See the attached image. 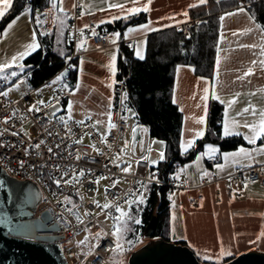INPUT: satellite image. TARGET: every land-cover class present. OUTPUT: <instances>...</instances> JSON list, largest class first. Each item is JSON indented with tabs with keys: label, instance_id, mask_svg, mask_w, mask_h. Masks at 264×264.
Here are the masks:
<instances>
[{
	"label": "crops",
	"instance_id": "crops-1",
	"mask_svg": "<svg viewBox=\"0 0 264 264\" xmlns=\"http://www.w3.org/2000/svg\"><path fill=\"white\" fill-rule=\"evenodd\" d=\"M112 4H123L124 9L109 7ZM207 4L208 0H205V3H200V0H152L151 4H148V0H135V2L134 0H63L62 3L61 0H56L53 7L35 17L37 20L43 17V25L48 28H40L45 33L51 30L57 10L66 16L69 23L77 8L80 11L76 19L80 38L76 46L77 80L74 88L68 90L64 85L67 70L60 73L63 75L61 85L68 93L67 104L62 110L77 120L91 119L97 132L101 136L106 135L112 120L114 88L118 83L117 65L123 41L133 40L134 46L130 49L135 58L141 59L137 55L139 51L144 59L149 35L166 29L193 25L202 17L208 7ZM145 6L149 7V11L141 10L135 13L128 11L132 8L143 9ZM228 13L236 14L230 16ZM142 14L147 17L145 22L130 26L123 31H109L111 37L108 46L98 48L93 44L94 29L100 30L104 27L107 30L109 24L126 21ZM113 17L118 18L113 19ZM221 17L224 19L221 20ZM2 19L0 18V22ZM36 24L32 13L25 12L15 18L0 37L5 39L13 35L17 40L15 45L22 46V52H30L27 45L33 43L35 34V43L38 45L35 52L40 47ZM145 25L148 27H143ZM257 25L264 28L253 18L249 7L238 6L221 12L220 35L223 39L219 42L217 59L219 64H216L213 78L196 75L192 66L179 65L175 71L172 99L183 115L181 152H189L205 137L211 99L220 103L224 101L221 103L224 106L223 136H240L245 141L244 145L227 152H221L217 145H207L193 161L181 168L176 177L181 188L171 193L169 237L177 244L185 243L194 251L198 259L205 263L223 264L252 249L264 251V238L260 237V233L264 232V187L250 182L231 185L218 182L201 187L203 179L211 180L215 175L227 176L239 169L258 167L264 174V139L257 140L254 144L250 143L246 137L250 136L251 132L249 128L243 126L245 121L251 123L253 119L258 120L259 117L254 118L250 114L237 115L249 103L257 108H264V91H262L264 67L259 63L260 60H264V56L260 55L261 45H264V32ZM245 30L249 31L245 32ZM116 33L120 34L118 38ZM242 45H256V47H242ZM113 56L116 57L115 72L110 67ZM27 57L28 55L22 59ZM253 61L257 63L253 64ZM249 68L252 69L253 74L238 79ZM206 87L209 89L208 99L203 100ZM39 89L41 87L34 89V92ZM236 93H239L237 103L230 108L227 102L232 100ZM216 96H219V99H216ZM69 105H71L70 112ZM201 118L203 123L198 122ZM225 123H228L231 130L229 135H224ZM128 129L129 125L125 138ZM201 131L203 135L198 136L197 133ZM190 141L191 146H189ZM123 143L129 149L126 157L133 160L127 162L134 163L137 159L147 160L145 157L158 155L155 147L150 148L149 151V145H156V142ZM139 145L142 146L141 149ZM213 148L216 149L215 152L211 151ZM241 148L245 149L244 153H240ZM126 157L123 158L124 161ZM210 160L214 161L213 165L208 164ZM198 196L202 198L198 199ZM222 248L230 251L231 255L221 257ZM205 255L211 256L212 259H204Z\"/></svg>",
	"mask_w": 264,
	"mask_h": 264
},
{
	"label": "built area",
	"instance_id": "built-area-1",
	"mask_svg": "<svg viewBox=\"0 0 264 264\" xmlns=\"http://www.w3.org/2000/svg\"><path fill=\"white\" fill-rule=\"evenodd\" d=\"M252 3V0H239L240 7H249ZM79 14L77 8L68 26V41L73 50L71 60L77 57L76 46L80 38L76 19ZM93 32L92 42L96 47L109 45V30L94 29ZM123 44L129 48L134 46L133 40L123 41ZM114 95L110 125L115 127L109 125L106 135L101 136L91 119L77 120L63 110L59 114L51 113L52 107L66 106L68 93L64 90L54 91L50 101L40 106L39 111H29L28 105L35 102L31 94L13 101L0 92V165L12 177L30 180L40 188L42 197L33 217L41 218V213L49 212L52 219L48 225L56 222L59 230L44 233L47 236L64 234V238L56 239L54 243L59 244L70 264L85 259L89 264H122L111 261L116 250L117 227H105L101 218L116 219L117 208L136 195L146 196L148 185L171 191L181 188L175 176L165 177L146 159H137L134 164L127 161L117 164L129 153L123 141L132 111L125 108L128 94L122 83L116 84ZM84 138H88L87 143L83 142ZM208 164L213 165L214 161L210 160ZM129 166L130 169L124 171ZM81 171L83 176L79 175ZM102 176L108 178L109 186L105 191L112 202L107 209L88 201L94 197L96 181ZM218 182L227 185L250 182L264 187V174L258 167L239 169L227 176L203 179L201 187ZM85 232L101 233L89 256L77 246L78 238Z\"/></svg>",
	"mask_w": 264,
	"mask_h": 264
},
{
	"label": "trees",
	"instance_id": "trees-1",
	"mask_svg": "<svg viewBox=\"0 0 264 264\" xmlns=\"http://www.w3.org/2000/svg\"><path fill=\"white\" fill-rule=\"evenodd\" d=\"M55 1L14 0L12 8L0 22V35L18 16L30 11L35 19L36 15H42L53 7ZM252 1L249 11L264 27V3L261 0ZM207 5L202 17L193 25L166 29L149 35L144 59L135 58L132 50L124 44L121 47L117 82L124 85L128 94L125 108L134 112L138 123L149 127L152 138L165 142L164 157L153 167L160 169L165 177H177L181 168L193 161L207 145H217L221 152H227L245 144L240 136H223L224 106L211 99L205 137L187 153H182L180 149L183 115L172 99L176 68L179 65L192 66L196 75L213 78L221 39L220 13L238 7L239 2L208 0ZM146 19V15L142 14L126 21H116L109 24L107 30L123 31L145 22ZM68 25L66 16L58 10L48 33L43 32L39 25H35L40 47L23 61L26 68L24 75L33 89L42 87L65 70L67 73L64 85L68 90L74 88L78 59L71 60L73 50L68 41ZM104 29L100 28L101 31ZM171 193L166 187L148 185L146 196H143L144 202L140 203V196L131 205L128 210L129 229L121 238L128 242L126 258L133 251L135 243L145 237L146 226L154 216L157 217L154 238L170 241ZM115 241L117 249L120 240Z\"/></svg>",
	"mask_w": 264,
	"mask_h": 264
},
{
	"label": "water",
	"instance_id": "water-1",
	"mask_svg": "<svg viewBox=\"0 0 264 264\" xmlns=\"http://www.w3.org/2000/svg\"><path fill=\"white\" fill-rule=\"evenodd\" d=\"M40 188L30 180L12 177L0 165V264H70L56 239L62 235L42 236L58 231L47 210L41 218L33 211L41 201ZM157 217L154 216L144 231L150 243L134 251L128 264H210L202 262L187 245L154 238ZM223 264H264V251L252 249Z\"/></svg>",
	"mask_w": 264,
	"mask_h": 264
},
{
	"label": "rangeland",
	"instance_id": "rangeland-1",
	"mask_svg": "<svg viewBox=\"0 0 264 264\" xmlns=\"http://www.w3.org/2000/svg\"><path fill=\"white\" fill-rule=\"evenodd\" d=\"M35 21L37 22V24L40 22L38 24L40 27H43L45 29L48 28L46 27L45 24L43 25V22H44L43 17H40L39 20L35 18ZM52 24H54V22ZM16 42H17L16 37L14 38L13 35L5 39L0 37V64L10 62L13 56H17L18 55L17 53L22 52L21 51L22 46L18 45L17 47L15 45ZM33 52L34 50H30L28 56ZM24 60L25 58L20 59V60L18 59L12 67L7 68L5 69L4 72L0 73V92L7 93V95L5 96L13 101H18L26 97L27 95L31 94V98L35 102L33 104H29L28 105L29 108H33L34 105L36 108H40L41 105L48 103V101L50 100V95H52L55 90H62V91L64 90L63 85H61V78L63 77V75L60 74L57 78L55 79L53 78L51 81L43 85L41 89L34 92V89L30 86L28 82L27 76L24 75V69H26L23 63ZM12 72H16L17 75L12 76L11 75ZM41 101L43 103H40ZM61 110H62V107L60 106L52 107L51 113L59 114ZM131 114H132V117L128 118L129 129H128L127 138H125L123 142H126V143L128 142H156V145H149V151L151 150L150 148L155 147L158 151V155L155 157H150V156L145 157L152 165L156 166L157 163L162 160L160 158L161 153H163V157H164L165 142L157 138H152L150 136V133H148L150 132L149 127L147 125H144V124L142 125L138 123L134 112H131ZM83 142L87 143L88 138H84ZM141 148L142 146L139 145V149ZM125 160L133 162V160L129 157H126ZM122 161H124L123 158H121L117 162V164H119ZM131 164H134V163H131ZM96 184L97 185H96L95 195L93 198L89 199L88 201L94 203L96 206L97 204H99L101 207L105 204H109L111 206L112 202L107 197L106 191H105L106 188L109 186L108 178L106 176L99 177L96 181ZM139 197L140 195H136L134 199L130 200L131 203H129L128 201L127 203L124 204L123 207H120L119 209H121V211H117L118 216L116 217V219H110L107 217L101 218L103 225L105 227L112 229L113 227L116 226L117 228L120 229L119 232H116L115 234V240L116 239L120 240L121 247L117 248L114 251L113 258L111 260L112 263L128 264V258L134 251H136L137 249L141 248L142 246L154 240V239L146 240L145 237L140 238L139 241L135 243V245L133 246L132 248L133 251H131L128 258H126V253H127L126 248L128 247V242H124L123 240H121V238L123 237L124 232L125 231L127 232L129 229L128 210L131 207V205L134 203V201L135 200L137 201L139 199ZM103 209H107V208H103ZM100 236H101V233L91 234L89 232H85L78 238L77 246L80 249H82L86 253L87 256H89L90 253L93 251L94 246L98 242V239L100 238ZM76 264H89V262H88V259H85L84 261L77 262Z\"/></svg>",
	"mask_w": 264,
	"mask_h": 264
},
{
	"label": "snow or ice",
	"instance_id": "snow-or-ice-1",
	"mask_svg": "<svg viewBox=\"0 0 264 264\" xmlns=\"http://www.w3.org/2000/svg\"><path fill=\"white\" fill-rule=\"evenodd\" d=\"M62 2H63V0H61V3ZM134 2H135V0H134ZM151 2H152V0H148V4H151ZM12 3H13V0H0V18H3L5 16V14L11 8ZM200 3H205V0H200ZM109 7L124 9V5L123 4H112V5H109ZM141 10L147 12V11H149V7L145 6V7H143V9H140V8H132V9H129L128 11L135 13V12H139ZM240 11H243V9H240ZM235 14L236 13H228V15H230V16L231 15H235ZM184 15L186 16L187 13L185 12ZM117 18L118 17H113V19H117ZM223 19H224V17H221V20H223ZM143 27L147 28L148 26L145 25ZM257 27L260 28V30L262 32H264V28H261V26H259V25H257ZM130 31H131V29H130ZM247 31H249V30H245V32H247ZM93 35H95L94 32H93ZM115 35L118 38L120 34L119 33H116ZM233 35H236V33H233ZM221 39H223V36L221 37ZM36 47H38V45L35 43V34H34L33 35V43L27 45V49L28 50H35ZM242 47H252V48H255L256 45H251V46H249V45H242ZM28 54H29V51L21 52L17 56H13L11 58V61L10 62H6L4 64H0V73L4 72L5 69L12 67L16 63V61L18 59H22L24 56H26ZM137 55L141 59H143V56L140 54L139 51H137ZM260 55L261 56H264V45H261ZM115 59H116V57L113 56L112 57V64L110 65V67L112 68L113 72H115V67H114V65H115ZM217 63L219 64V61ZM252 63L253 64H256L257 62L256 61H253ZM259 63L261 65V67H264V60H260ZM252 74H253L252 69L249 68L248 71L245 72L242 76L238 77V79H244V77L249 76V75H252ZM11 75L12 76H16L17 73L16 72H12ZM208 91H209V89L206 87L204 89L205 95L202 97L203 100H207L208 99V95H207ZM262 91H264V90H262ZM3 95H7V93H3ZM238 96H239V93H236L234 95V98L232 100H230V101L227 102L228 103V106L230 108L234 104L237 103V97ZM216 99H219V96H216ZM40 103H43V102L41 101ZM221 103H224V101H221ZM33 109L36 110V111H39L40 110L39 108H36L35 105H34L33 108H30L29 109V111H32ZM70 110H71V105H69V112H70ZM205 114H206V108H205ZM244 114H250L254 118L257 117V116L259 117L258 120L253 119V121L251 123L245 121V123H244L243 126L249 128V130L251 132V135L248 136V137H246V139H248L249 142L250 143H253V144L256 143L257 140L264 139V108H257L255 105H252L251 103H249L247 107H244L239 113H237V115H240V116H243ZM61 119H63V118H61ZM6 122L7 121H5V123ZM198 122L199 123H203L204 122L203 121V118H201ZM80 123H83V121H81ZM98 123H99V121H97V124ZM110 127H115V125H110ZM229 134H231V130L229 128L228 123H225L224 135H229ZM197 135L198 136H202L203 135V131L198 132ZM80 142L81 141H77V143H80ZM191 143L192 142L190 141L189 142V146H191ZM36 147L39 148L40 145L37 144ZM93 147H95V146L93 145ZM49 151H51V149H49ZM211 151L215 152L216 149L213 148V149H211ZM244 152H245V149L241 148L240 149V153H244ZM77 158L79 159V156ZM160 158L163 159V153L160 154ZM129 169H130V166H129V168L124 169V171H128ZM79 175L80 176H83L84 175V172L81 171L79 173ZM73 178L75 179V177H73ZM69 182L70 181H65V183H69ZM57 183L59 184V181H57ZM143 202H144V199H143V196H141L140 197V203H143ZM129 203H131V201H129ZM97 206H100V205L97 204ZM102 207L103 208H108V207H110V205L109 204H105ZM117 211H121V209L117 208ZM122 215H123V213H122ZM136 222L139 223L138 220ZM117 232H119V228H117ZM260 237L261 238H264V232H261L260 233ZM120 247H121V245L118 242L117 243V248H120ZM225 255H231V252L230 251H226V250H224L222 248L221 249V252H220V256L222 257V256H225ZM204 259L209 260V259H212V257L211 256H208V255H205L204 256Z\"/></svg>",
	"mask_w": 264,
	"mask_h": 264
},
{
	"label": "bare ground",
	"instance_id": "bare-ground-1",
	"mask_svg": "<svg viewBox=\"0 0 264 264\" xmlns=\"http://www.w3.org/2000/svg\"><path fill=\"white\" fill-rule=\"evenodd\" d=\"M42 236H47V233H41Z\"/></svg>",
	"mask_w": 264,
	"mask_h": 264
}]
</instances>
